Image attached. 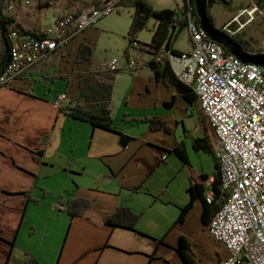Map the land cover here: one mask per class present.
Returning <instances> with one entry per match:
<instances>
[{"label":"crops","instance_id":"0c3cea01","mask_svg":"<svg viewBox=\"0 0 264 264\" xmlns=\"http://www.w3.org/2000/svg\"><path fill=\"white\" fill-rule=\"evenodd\" d=\"M177 44L175 50L182 53L192 48L190 44L188 50H182ZM142 73L147 74L149 94L153 95L150 87L157 90L142 107L150 111L145 121L159 118L166 122L167 103L172 102L168 101V88L156 82L147 67L133 76ZM35 77H24L0 89V97L8 99L0 102V264H29L32 259L38 264H173L167 251L173 248L179 252L182 239L190 245L184 234L178 244L174 242L175 230L185 227L199 210L202 224L209 227L203 221L202 200L195 203L184 223L178 222L181 210L191 201V188L201 183L205 174L213 182L216 172L196 170L195 174L179 157L169 154L167 150L176 143H165V130L152 131L150 127L141 135L135 127L118 126V132L112 133L75 122L61 112L58 98L52 101L28 83ZM127 105L136 106L131 96ZM130 115H126V122L134 120ZM121 135L134 138L127 148L120 146ZM178 165L190 173L183 200L171 193L173 179L165 180L171 166ZM51 187L54 203L50 210L54 206V211L48 226H41L29 219V207L48 199ZM25 192H31L35 199L28 206ZM80 199L89 200L90 205L82 217L74 218L67 204ZM122 206L142 216L136 231L105 223ZM56 218L59 225L61 218L70 223L63 249L52 243L53 233L48 228L54 226ZM71 238L78 240L76 250L69 248ZM225 260L218 258L217 264Z\"/></svg>","mask_w":264,"mask_h":264},{"label":"built area","instance_id":"2783aa9c","mask_svg":"<svg viewBox=\"0 0 264 264\" xmlns=\"http://www.w3.org/2000/svg\"><path fill=\"white\" fill-rule=\"evenodd\" d=\"M82 1V8L76 10L66 9L68 0H26L10 7L13 10L17 5L24 8L48 5L56 13L49 27L33 33L12 31L10 39L17 48L16 54L11 55L14 67L0 82V88L10 87L45 61H52L75 38L124 9L127 0ZM258 11L261 12L257 7L254 13ZM253 20L252 17L247 25ZM187 29L192 50L169 57L180 71V79L192 81L201 107L213 117L217 140L224 153H228L229 175L221 178L227 191L222 190L221 208L208 227L213 239L229 252L219 264H249L244 255L245 245L255 247L259 264H264V68L243 63L219 43L206 44L201 26ZM262 51L264 54V48ZM108 67L134 72L138 64L130 60L122 65L115 59ZM66 99L67 95L57 99L60 107L65 106ZM212 184L206 183L209 204L215 201Z\"/></svg>","mask_w":264,"mask_h":264},{"label":"rangeland","instance_id":"374dc122","mask_svg":"<svg viewBox=\"0 0 264 264\" xmlns=\"http://www.w3.org/2000/svg\"><path fill=\"white\" fill-rule=\"evenodd\" d=\"M148 1H150L157 10H177L179 7L186 4L185 0ZM82 2L83 1L80 0L73 6H69L67 3L65 7L70 10L80 9L82 8ZM257 7L255 0H225L224 4H219L212 8L211 15L215 21V28L219 31L228 32L231 36L239 34L243 40L250 41L253 47L258 50H263L264 12L258 11L254 13V10ZM134 10V8H124L119 13H113L112 15L105 17L95 26L94 29H90L79 38H75L65 51H62V53H59L53 59L55 67L49 74L38 73L36 77L33 80H29L28 83H30L32 87L36 86L38 90L41 89L43 93L49 97L48 99H52V101L59 98V96L67 95L65 102V105H67L74 93L76 94L78 91V75L87 68L86 64L83 65L77 63L76 57L82 43H89L94 47L95 54L93 62L95 66H109V63L115 59L119 60L122 65H126L128 61L125 55L129 47V31L130 26L132 25V15L134 14ZM55 13L56 10L53 8L43 10L38 9L37 6L24 8L19 7L18 5L14 7L13 10L7 11V14L16 17L17 23L23 26L26 30H37L51 26ZM252 17L254 20L247 25ZM157 24L158 22L152 19L149 29L144 30L138 36L137 42L141 44H149L153 41L152 29H154ZM234 26L238 27L231 29ZM187 31L185 30L182 32L178 41H176V44L178 43L177 47L182 50H188L190 48L191 37ZM138 55L139 53L137 49H131V60L138 61ZM137 63L141 69L145 68L144 62L141 61ZM134 73H137V71L118 75L119 77L114 100L112 101L113 117L117 126L135 127L136 130H140L139 133L142 135L146 128H150L148 122L145 121L150 115V111L149 109H142V107L144 103H148L152 100L157 90L154 86L150 87L153 92V95L151 96L146 88L148 83L147 74L142 73L136 77L133 76ZM54 75L61 77L69 75L70 80L59 79L54 83V81L51 80ZM44 87L47 89L45 90ZM129 96H131V101L135 102L136 108L133 107L134 109L127 105V98ZM169 96H177V99L176 102H174L173 108H167L166 122L174 132L172 135L165 134V143L173 145L174 143L185 141L188 144L187 151L191 161L190 169H192L193 173L197 170L199 172L205 171L212 174L215 172V159L209 155V153L196 152L193 148V138L196 139L202 137L203 133L198 110L193 107L188 112L186 101L173 89H168V101L173 100V98L170 99ZM7 101V98L0 97V102L4 103ZM152 113L157 114L158 111H153ZM128 114H132L130 115V118L134 119L133 121H125L126 115ZM177 122H179V124ZM186 130H188L187 133H185ZM77 135L79 134L75 133V136ZM188 177H190L189 171L187 169L181 170L179 165L177 167L171 166V169H169V172L165 177L167 182H169L170 179H173L174 186L171 193L178 197L179 200L185 198ZM53 188L55 189V187ZM53 194L51 187L49 191L50 197L43 203L41 201L38 203V206L30 203L31 206L28 211L29 219L34 220L41 226H48L51 222L50 219L54 211V206L52 210H50L51 204L54 203L52 199ZM87 201L90 202L89 200ZM178 202L181 203V201ZM98 204L100 205V202ZM99 205H97L96 208H98ZM63 219L64 218L59 219L60 225L57 223V218L54 219V226L52 228L48 227L53 233L52 243L55 244L58 249L64 248L67 235L70 233V223H64ZM183 234L187 236L188 242L191 246V257L199 263L217 264L218 258L225 260L226 257H228L229 252L226 247L215 241L208 229L202 224L200 210L196 211L194 215L191 216L189 223H187L185 227H178L175 230L173 237L174 242L178 244L179 239ZM72 238V243H69V248L76 250L79 243L78 240H72ZM21 252V257L24 258L25 252ZM178 253L179 252H176L173 248L167 251V256L171 260V263H184ZM23 258L20 259V263Z\"/></svg>","mask_w":264,"mask_h":264},{"label":"trees","instance_id":"16d2710c","mask_svg":"<svg viewBox=\"0 0 264 264\" xmlns=\"http://www.w3.org/2000/svg\"><path fill=\"white\" fill-rule=\"evenodd\" d=\"M23 0H0V78L4 75L6 70L11 67L13 63L12 48L13 40L10 39L13 30H26L23 26L17 23V19L14 16L8 15L7 11L10 7L21 2ZM80 0H68V5L73 6ZM185 8L179 7L177 10H157L153 4L148 0H127L124 3L125 8H134V14L132 15V25L129 31V47L126 51L127 61H130L131 49H137L138 61L144 62L145 67L151 69L153 79L160 83L163 82L168 89L177 91L181 97L186 101L188 106V112L195 107L199 112V120L202 128V137L193 138V148L196 152L209 153L215 159V172L216 176L212 184L215 201L213 204H209L206 198L208 191L206 182L209 180V175H203L200 180L201 183H195V186L191 188V201L187 207L181 210L178 224L185 222L188 213L195 208V203L198 200L204 202L205 208L203 212V221L207 227L212 223L219 208H221L222 191V171L220 170V160L217 157L218 141L215 136V131L212 128L208 115L202 110L200 101L196 96L192 85H187L181 82L179 77L174 72V68L169 56H178L182 52L175 50L174 45L178 41L180 34L187 30L191 20L195 21L198 26L202 28L201 21L198 17V8L196 0H185ZM225 0H206L207 16L210 21L215 25L213 16L211 15L212 8L219 4H224ZM255 4L258 6L261 12H264V0H255ZM50 9L48 5L38 7V9ZM158 22L153 31V41L149 44H141L137 42L138 36L146 29H149L151 20ZM235 23V22H234ZM238 26H234V29ZM37 30H28V32H36ZM228 35L237 44L240 45L245 53L252 55H262L263 51L258 50L252 46L250 41H245L243 38L236 34L231 36L228 32L221 31ZM56 53V56L60 53ZM230 53L229 51H227ZM62 53V52H61ZM95 54L94 47L89 43H82L79 47L77 54V63L86 64L83 72L78 75V91L70 99L66 106L60 108L62 113L75 120V122L87 123L93 129L104 130V132H118L119 128L113 118L112 100L115 95V85L119 74H125V71L111 70L108 66L98 65L95 66L93 57ZM55 67V62L48 61L41 64L34 72H30L27 77L36 76L38 73L49 74ZM141 70L139 67L137 72ZM59 79L70 80V76L61 77L54 75L51 80L54 83ZM2 89V88H1ZM177 96L173 97L172 102L167 103V108H173L174 102H176ZM189 114V113H188ZM152 131L165 130V134L172 135L174 130L167 122L159 118L147 119ZM179 124V122H177ZM186 130L185 133H187ZM188 144L183 142L176 143V146L167 150L169 154L176 155L179 159L190 167V158L187 151ZM38 157L41 155L37 153ZM1 172V169H0ZM194 180V179H193ZM25 196V205L34 202V196L31 192L23 193ZM90 202L86 199H80L76 201H69L67 204V210L72 214V217H82L85 211L88 209ZM141 215L132 211L131 208L122 206L115 214L106 218L105 223L108 226L136 231V227L141 220ZM179 255L186 264H200L191 257V247L186 243L184 239L181 240V246L179 249ZM29 264H38L35 260H31Z\"/></svg>","mask_w":264,"mask_h":264},{"label":"water","instance_id":"95a60500","mask_svg":"<svg viewBox=\"0 0 264 264\" xmlns=\"http://www.w3.org/2000/svg\"><path fill=\"white\" fill-rule=\"evenodd\" d=\"M196 4L198 8V17L202 24V29L208 37L213 39L214 42L223 45L227 49V51L240 59L243 63L255 64L259 67L264 68V54L257 56L245 53L240 45L237 44V42L215 28L206 13V0H196ZM133 140L134 138L129 135H121L120 146L123 148H127Z\"/></svg>","mask_w":264,"mask_h":264},{"label":"bare ground","instance_id":"6f19581e","mask_svg":"<svg viewBox=\"0 0 264 264\" xmlns=\"http://www.w3.org/2000/svg\"><path fill=\"white\" fill-rule=\"evenodd\" d=\"M23 1H26V0H23ZM190 26H198V24L197 23H195V21H192L191 20V22H190V25H189V27ZM199 27V26H198ZM188 30V29H187ZM189 32V31H188ZM191 37V36H190ZM203 38H204V40H205V43L206 44H212V45H215V42L213 41V39H211L210 37H208L206 34H205V32H204V30H203ZM191 42H192V39H191ZM16 52H17V48L15 47V43H14V41H13V48H12V52H11V54L12 55H15L16 54ZM184 53H187V52H184ZM184 53H181V54H184ZM180 54V55H181ZM173 56V55H172ZM179 56V55H178ZM171 57V56H170ZM169 57V58H170ZM13 59V58H12ZM170 60H171V58H170ZM138 64V63H137ZM173 65V64H172ZM13 67H14V61H13V63H12V65H11V67H9L7 70H6V72L4 73V75L0 78V82L1 81H3V80H5V78L6 77H8V75H9V72H10V70H13ZM256 67L257 68H262V67H259V66H257L256 65ZM138 68H139V65H138ZM173 68H174V66H173ZM138 70V69H137ZM174 72L176 73V75L179 77V79H180V71L179 70H177L176 68H174ZM136 71V70H135ZM181 80V79H180ZM181 82H183L184 84H187V85H192V81H190V80H181ZM202 110L206 113V108L205 107H202ZM207 115H208V119H209V122H210V124H211V126H212V128L214 129V126H213V124H212V115L210 114V113H206ZM215 134V133H214ZM215 136H216V138H217V134H215ZM218 141V148H217V157L219 158V160H220V165H221V167H220V170L222 171V177H224V178H228V175H229V168H228V164H229V161H228V153H224V150H222V145H221V142H219V140H217ZM164 159V158H163ZM207 182H209V180L207 181ZM206 182V183H207ZM214 182V181H213ZM222 190L223 191H227V184H223L222 183ZM245 258H246V260H247V263H249V264H259V260L257 259V250L255 249V247H252V245H245Z\"/></svg>","mask_w":264,"mask_h":264}]
</instances>
